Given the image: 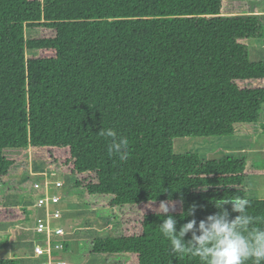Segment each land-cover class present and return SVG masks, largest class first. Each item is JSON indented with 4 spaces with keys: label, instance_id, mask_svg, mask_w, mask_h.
I'll list each match as a JSON object with an SVG mask.
<instances>
[{
    "label": "trees",
    "instance_id": "16d2710c",
    "mask_svg": "<svg viewBox=\"0 0 264 264\" xmlns=\"http://www.w3.org/2000/svg\"><path fill=\"white\" fill-rule=\"evenodd\" d=\"M250 3L0 0V187L10 180L14 190L28 160H40L48 173L72 179L67 197H108L89 205L110 209L117 230L78 237L79 256L200 264L169 254L165 216L155 210L171 200L179 229L193 219L181 212L196 204L198 223L218 211L215 199L243 197L256 173L245 155L173 151L177 137H229L264 121V61L249 59V41L264 37V16L249 14ZM27 28L39 36L26 37ZM102 127L128 139L126 161L109 155ZM6 193L0 223L26 220V209L4 203ZM248 200L253 226L264 227V198ZM225 207L230 219L239 214Z\"/></svg>",
    "mask_w": 264,
    "mask_h": 264
},
{
    "label": "rangeland",
    "instance_id": "374dc122",
    "mask_svg": "<svg viewBox=\"0 0 264 264\" xmlns=\"http://www.w3.org/2000/svg\"><path fill=\"white\" fill-rule=\"evenodd\" d=\"M249 2H251L249 5V14H258L256 12L264 10V0H249ZM39 34L40 31L37 28H27L25 30L26 37H35L39 36ZM249 59L254 62L264 61V37L261 39H251L249 41ZM260 121L261 122L257 123V126H254L257 128L252 127V132H245L243 127H241L244 125H240L237 128V132L229 137L186 136L174 138L173 151L175 153L195 151L200 156L205 158L245 155L247 158V165L256 169L257 172L246 180L247 190L243 197L247 199L264 198V130L261 127L262 125L264 126V121ZM246 153H248V156ZM37 161L39 160H28L27 169L29 168L30 170L32 168L31 177L28 175L29 170L28 173L25 172L23 175H19L18 184L14 190H12L13 188L10 184V180H7L4 183V186L0 187V193H6L7 190L12 191L4 194L5 197L3 198V201L5 204H17L18 206H21L27 210L28 216L26 220H24V223L33 225L35 220L33 208H30L29 205L32 200L35 201L36 193L32 189L30 190V188H28V186L31 187L33 179L40 180L42 184L44 183L45 179L52 181H54V179H58L63 182V186L60 188L50 189V192L58 194L62 199V202H60V204L55 207L62 211L63 219L65 218L69 222L72 221L71 224L73 227L76 225L75 228H78L77 230L73 227H70L68 222H66L64 219L62 223L68 232H73L77 237L86 238V241L88 242L93 238L105 237L117 230L116 217L112 214L110 209L98 207L92 208L89 205L90 202H107L108 197L97 196L91 201L90 198L85 199L81 196H77L79 191L70 192V197H67L68 186L72 183V179L66 181L62 172L53 174V176L50 173L42 174V172L45 170L43 162L40 161L41 163H39ZM26 175H28V178L25 181ZM69 204L74 205L75 208L73 209L74 213L68 217L65 213V209H67ZM12 231L13 236L10 238L11 241L9 238H5L4 236L0 235L1 243H9L7 247H4L0 244V257L3 258V256L8 257L10 255L9 258L6 259L16 260L17 264H27L28 261L23 259L22 256L29 252V249L34 245V243L38 242V240L44 236H40V234L35 232L30 238L27 239L22 237V228L13 229ZM28 231L31 232L30 230ZM3 232H7L6 234L8 236L11 235L8 230ZM53 255L54 257L66 258L73 261H78L76 258H80L77 255V250L75 254H71V252L67 251H62L61 253L55 251ZM89 260L91 261L87 264L94 263L92 259ZM86 261H88V259H86ZM99 262L100 261H98V264L102 263Z\"/></svg>",
    "mask_w": 264,
    "mask_h": 264
},
{
    "label": "clouds",
    "instance_id": "9594fccd",
    "mask_svg": "<svg viewBox=\"0 0 264 264\" xmlns=\"http://www.w3.org/2000/svg\"><path fill=\"white\" fill-rule=\"evenodd\" d=\"M98 134L111 138L108 145L110 156L118 155L121 161L128 159L129 141L126 137L117 138V131L111 127H102ZM213 203L218 211L198 223L194 218L196 204L182 211V217L193 216V219L183 223L179 229L177 220L170 214L175 210L172 201L159 203L155 211L157 215L165 216L160 223V232L168 241L169 254L178 258H198L200 264H264V227L253 226L255 218L247 212L249 200L241 196H224ZM229 204L232 212L239 213L231 219L225 207ZM189 233L191 238L185 240Z\"/></svg>",
    "mask_w": 264,
    "mask_h": 264
},
{
    "label": "built area",
    "instance_id": "2783aa9c",
    "mask_svg": "<svg viewBox=\"0 0 264 264\" xmlns=\"http://www.w3.org/2000/svg\"><path fill=\"white\" fill-rule=\"evenodd\" d=\"M258 14L264 16V10ZM62 186L63 182L58 179L54 181L45 179L43 184L40 180L33 179L31 185V189L36 193L34 207L40 210L35 216L33 230L44 236L32 246L30 257L36 259L38 264H68L64 258L53 255L55 251L60 253L64 251L62 241L65 240V228L61 221L62 211L55 207L62 202V199L58 194L50 192V189Z\"/></svg>",
    "mask_w": 264,
    "mask_h": 264
},
{
    "label": "crops",
    "instance_id": "0c3cea01",
    "mask_svg": "<svg viewBox=\"0 0 264 264\" xmlns=\"http://www.w3.org/2000/svg\"><path fill=\"white\" fill-rule=\"evenodd\" d=\"M247 154V156H248V153H246ZM37 162H39V163H41L40 162V160L39 161H37ZM256 172H257V170H256ZM31 173H32V168L29 170V177H31ZM34 174V173H33ZM255 174V173H254ZM254 174H252V175H249V177H251V176H253ZM28 175H26V177H25V181H26V179L28 178ZM248 177V178H249ZM247 178V179H248ZM24 181V180H23ZM27 186H28V181H27ZM28 188H30V190H31V187H29L28 186ZM29 207L30 208H33V211H34V216H36L37 215V213L38 212H40V210H38L37 208H35L34 207V200H32L31 202H30V205H29ZM75 208V206L74 205H70L69 204V206L67 207V209H65V213H66V215L69 217L70 215H72V213H74L73 211V209ZM63 219V218H62ZM65 219V218H64ZM64 219L63 220H61V221H64ZM60 221V222H61ZM65 221L66 222H68V225L70 226V227H73V225L71 224V222H69L68 220H66L65 219ZM22 225V226H21ZM33 227H34V223H33V225L32 224H26V223H24V221H18V222H11V223H0V235H2V236H4L5 238L7 237V238H11L13 235H12V233H13V229H18V228H22V237H25V238H30L31 236H32V234L33 233H35L34 232V230H33ZM75 227H76V225H75ZM75 227H73L74 229H77L78 230V228H75ZM64 228H65V226H64ZM9 231L10 233H11V235L10 236H8L6 233L7 232H3V231ZM28 230H30L31 232H29ZM38 234V233H37ZM40 236H42V235H40ZM65 239H67L69 242H70V244H68V247L67 248H65L64 249V251H67V252H71V254H75L76 253V246H75V241L78 239V237L73 233V232H68L67 231V229H65ZM14 239V238H13ZM10 241H11V239H10ZM73 242V243H72ZM19 243V242H18ZM18 243H15V244H18ZM0 244L2 245V246H4V247H7V245L9 244L8 242H4V243H1L0 242ZM4 255V254H3ZM32 255V247L29 249V252H27V253H25L23 256H22V258L23 259H26L28 262H27V264H38V261L36 260V259H33V258H31L30 256ZM69 255H70V253H69ZM78 255V254H77ZM10 256V255H9ZM9 256L7 257V256H3V258H9ZM79 256V255H78ZM80 258H76L78 261H73V260H70V259H66V258H64L67 262H68V264H87L88 262H90L91 260H89V259H92L93 260V264H98V261H99V259H97V258H90V256H88V257H82V256H79ZM1 258V257H0ZM85 259V260H84ZM86 259H88V261H86ZM98 260V261H97ZM100 262H102V261H100ZM99 262V263H100ZM92 263V262H91ZM101 264H103V263H101Z\"/></svg>",
    "mask_w": 264,
    "mask_h": 264
}]
</instances>
